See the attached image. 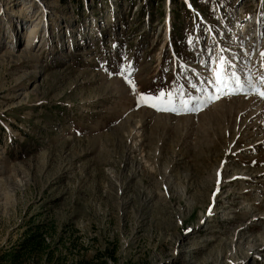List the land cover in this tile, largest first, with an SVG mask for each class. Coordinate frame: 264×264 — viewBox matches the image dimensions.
I'll list each match as a JSON object with an SVG mask.
<instances>
[{"label":"rangeland","instance_id":"374dc122","mask_svg":"<svg viewBox=\"0 0 264 264\" xmlns=\"http://www.w3.org/2000/svg\"><path fill=\"white\" fill-rule=\"evenodd\" d=\"M8 1L0 253L42 224L62 264H264V99H217L213 57L237 53L259 83L264 0ZM160 90L213 102L180 115L137 103Z\"/></svg>","mask_w":264,"mask_h":264},{"label":"snow or ice","instance_id":"6c2138e0","mask_svg":"<svg viewBox=\"0 0 264 264\" xmlns=\"http://www.w3.org/2000/svg\"><path fill=\"white\" fill-rule=\"evenodd\" d=\"M264 56V52L261 53ZM231 65L227 64L224 58L220 59L217 71L214 73V81L216 84V98H220V93L230 96L237 94V90L243 91L245 95L255 94L264 99V76L259 78V83L253 81L251 73L248 79L244 82L235 72L229 74ZM118 75L124 77L126 82L136 92V85L133 80L124 75L123 67L117 69ZM211 102H213L210 95L204 97L189 96L184 94H177L172 91L165 92L158 91L156 94L151 92H142L137 94V103L158 112H173L177 115L198 113L204 110Z\"/></svg>","mask_w":264,"mask_h":264},{"label":"trees","instance_id":"16d2710c","mask_svg":"<svg viewBox=\"0 0 264 264\" xmlns=\"http://www.w3.org/2000/svg\"><path fill=\"white\" fill-rule=\"evenodd\" d=\"M54 230L55 227L42 224L31 227L22 240L0 253V264H62L63 260L56 257L49 242Z\"/></svg>","mask_w":264,"mask_h":264},{"label":"built area","instance_id":"2783aa9c","mask_svg":"<svg viewBox=\"0 0 264 264\" xmlns=\"http://www.w3.org/2000/svg\"><path fill=\"white\" fill-rule=\"evenodd\" d=\"M263 28V27H262ZM255 36V39H257L256 37H257V34L256 35H253V37ZM252 37V38H253ZM254 40V39H253ZM256 43H257V41H256ZM258 44V43H257ZM251 45H253V43L251 44ZM258 46V45H257ZM263 48V47H262ZM217 49V48H216ZM220 51H222L221 49H219ZM231 50V49H230ZM223 51H225V50H223ZM248 51V53L250 52V51H253L252 49H250V50H247ZM236 55H238L237 53H235ZM235 54L233 53V52H231V51H229V53H227V52H224L222 55H219V57H217V54H214V56L213 57H215L216 59L217 58H219L217 61H220V59L221 58H227V61H230V62H232V64H236L237 63V65L238 64H249V63H247L246 61H245V59H243V58H239V57H235ZM253 57H252V63H250V64H261V62H262V56H261V51H258L257 52V50L256 51H254L253 53ZM211 60V57L209 56V54L207 53L206 55H203V60H202V62H203V64H209L208 63V61H210ZM211 62V61H210Z\"/></svg>","mask_w":264,"mask_h":264},{"label":"bare ground","instance_id":"6f19581e","mask_svg":"<svg viewBox=\"0 0 264 264\" xmlns=\"http://www.w3.org/2000/svg\"><path fill=\"white\" fill-rule=\"evenodd\" d=\"M15 0H9L8 1V4L10 5V4H13V5H15ZM17 4V3H16ZM26 11H27V9H25L24 7H20V9H18V11L17 12H20V14L22 15V17H25L26 16ZM12 14H14V13H12ZM27 17V16H26ZM24 19V18H23ZM28 20H30V18L28 17L27 18ZM250 29H252V27L251 26H249V25H247V28H246V30L248 31V30H250ZM249 32V31H248ZM38 31L37 30H35V29H31V30H28L26 33H25V36H26V40L29 42V41H31V43H32V40L34 39H37V37H38ZM20 42V41H19ZM256 252V251H255ZM253 257H256V258H258V259H261V261H264V252L261 250V251H258L256 254H252V258Z\"/></svg>","mask_w":264,"mask_h":264}]
</instances>
